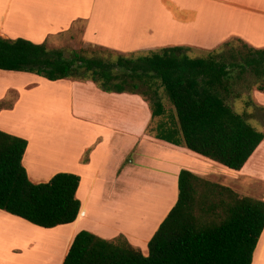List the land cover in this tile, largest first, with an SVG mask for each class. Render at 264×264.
<instances>
[{"label": "crops", "instance_id": "obj_1", "mask_svg": "<svg viewBox=\"0 0 264 264\" xmlns=\"http://www.w3.org/2000/svg\"><path fill=\"white\" fill-rule=\"evenodd\" d=\"M22 6L45 16L40 28L27 30L12 25L9 17ZM78 21L84 24L82 39L86 43L123 54L144 55L181 46L189 48L192 57L232 38L264 48V0H0L1 38L47 45L50 38ZM22 77L34 82H11ZM46 85L54 87L53 113L62 111L63 119L74 128L70 145L60 158L45 149L40 153V147L48 142L35 140L25 130L27 119L15 121L22 109L29 110L31 94ZM10 92H15L16 98L12 107L0 110V130L27 141L22 165L28 179L38 184L58 172L78 175L80 209L72 223L53 228L33 225L0 210V264H62L81 230L106 240L121 235L147 255L149 240L176 203L181 169L204 178L209 173L202 162L234 171L146 134L147 126L159 118L152 119L149 105L140 95L104 92L92 81H49L31 73L0 70V101ZM40 112L45 119V106ZM42 153L46 170L45 164L38 167ZM86 153L87 161L83 162ZM55 161L58 163L48 172V165ZM250 163L249 171L242 170L243 166L234 173L257 175V162ZM133 187L140 191L139 196ZM251 264H264V229Z\"/></svg>", "mask_w": 264, "mask_h": 264}, {"label": "trees", "instance_id": "obj_2", "mask_svg": "<svg viewBox=\"0 0 264 264\" xmlns=\"http://www.w3.org/2000/svg\"><path fill=\"white\" fill-rule=\"evenodd\" d=\"M101 50L104 55L89 57L72 50L65 56L45 42L0 37V70L49 81H92L104 92L140 95L152 119L159 118L154 127L147 126L146 134L185 147L232 172L240 170L264 141V134L249 127L244 114L235 115L225 100L232 94V84L247 73L255 77L257 91L264 92V48L245 44L237 56L230 53V61L212 55L190 57V49L181 46L144 55ZM6 101H0V110L12 107ZM26 146L24 138L0 130V210L43 228L72 223L80 209L76 197L80 177L58 172L45 183H32L22 165ZM177 191L176 203L147 244V255L121 235L106 240L81 230L62 264L252 263L264 229V200L241 196L186 169L179 171Z\"/></svg>", "mask_w": 264, "mask_h": 264}, {"label": "rangeland", "instance_id": "obj_3", "mask_svg": "<svg viewBox=\"0 0 264 264\" xmlns=\"http://www.w3.org/2000/svg\"><path fill=\"white\" fill-rule=\"evenodd\" d=\"M37 14H39L37 9L30 10L28 7L22 6L15 9L14 15L11 17L12 19H10L9 17V20L11 21L12 25L13 21H15L14 25L16 27L18 26L22 29L34 30L40 28V26L43 24V21L45 20V16L43 14H40L39 16H37ZM28 15L31 16H29L30 20L27 18ZM25 18H27V21ZM32 18L34 19L32 20ZM24 23L25 27H21ZM210 25H213V23ZM83 27L84 24L82 22H74L64 32L50 38L49 43L47 44L48 48L61 49L64 51L65 56H68L69 52L72 50L78 51L81 54L89 57L96 54L104 55L103 50H101V46L86 43L82 39ZM232 39L234 40L229 46H222L221 44L212 50L206 51L205 53H197L191 56L206 57L208 55H212L215 59L221 60L223 57L224 59L230 61V53H233L237 56V51H244L246 44L245 42L243 43L242 40V42L235 41V39L237 38ZM8 79L10 80V77ZM9 80H7L6 82H8ZM13 80L14 81L11 82H18L19 84H21L29 80V78H13ZM29 81L32 83L34 82V80L32 79ZM254 82L255 77L252 74H244L240 79H237V81L232 84V94L226 97L225 100L226 103L229 104L234 111L240 110L247 119L249 118L248 113L249 111H251L252 116L255 119L264 122V92L257 91ZM53 92L54 87L46 85L44 89L42 88L39 91L32 93L28 98L30 105L29 110L26 111L25 109H22L19 115L16 117L15 121H17L16 123H18L22 118L27 119L28 124H26L25 130L28 129L30 131L29 133L35 138V140H43L42 142H48V145L44 143L45 145H43V147H40V153L43 149H45L51 156L57 155V158H60L61 155L64 156L66 145H70V138L74 128L70 124L69 120L63 119L64 114L62 113V111H58L56 114H54V107L50 108L51 104L53 103V96L51 95ZM160 97L166 109H169L171 105L162 90H160ZM15 98L16 93L10 92L6 97V103L11 104ZM44 106L47 111L45 119L41 117L42 113L40 112L42 107ZM156 123L157 122L154 121L151 124V127H154ZM38 136L39 138L41 137V139H39ZM49 138H55L60 143H57L58 141L52 142ZM86 156L88 155L85 154L84 157ZM47 159L49 158L47 157ZM44 160L45 158L42 153V157H40V160L38 162V167H43L45 164L44 170H46L47 163ZM251 160L253 162H257V164L259 165H257L258 168L255 171V173L258 172L257 175L239 176V174L237 175V173L227 171L221 167H218L217 165L212 166L204 162L200 164L209 173L208 177H206L205 179H208L211 182L228 186L241 196H249L255 199L264 200V182L262 181L261 177V174L264 176V171L262 170V168H264V141L259 145V147L250 157L242 170H250ZM56 163H58V161H55L54 164L50 163L51 165H48V172L54 167V165L56 166ZM133 191L136 192L138 196L140 195V191H138L137 188L133 187ZM149 193L152 194L151 189H148V194ZM145 199L146 198H144V200Z\"/></svg>", "mask_w": 264, "mask_h": 264}, {"label": "clouds", "instance_id": "obj_4", "mask_svg": "<svg viewBox=\"0 0 264 264\" xmlns=\"http://www.w3.org/2000/svg\"><path fill=\"white\" fill-rule=\"evenodd\" d=\"M234 114L240 116L243 113L240 110H236ZM248 116L249 118L245 120V123L258 134H264V122L255 119L251 111H249Z\"/></svg>", "mask_w": 264, "mask_h": 264}, {"label": "bare ground", "instance_id": "obj_5", "mask_svg": "<svg viewBox=\"0 0 264 264\" xmlns=\"http://www.w3.org/2000/svg\"><path fill=\"white\" fill-rule=\"evenodd\" d=\"M39 15H40V14H37V16H39ZM29 16H30V15H28L27 18L30 20V17H31V16H30V17H29ZM33 17H35V16H33ZM27 18H25L26 21H27ZM42 18H43V17H42ZM10 19H12V18L10 17ZM25 19H24V20H25ZM33 19H34V18H32V20H33ZM13 20H14V18H13ZM14 22H15V21H13V25H14ZM32 22H33V21H32ZM30 24H31V23H30ZM39 26H40V25H39ZM41 26H42V25H41ZM17 27H18V26H17ZM21 27H25V23H24ZM37 27H38V26H37ZM17 29H18V28H17ZM37 29H38V28H37Z\"/></svg>", "mask_w": 264, "mask_h": 264}]
</instances>
